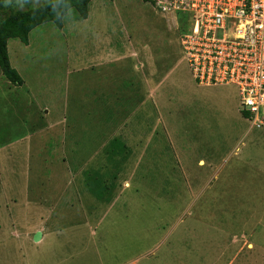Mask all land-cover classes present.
Wrapping results in <instances>:
<instances>
[{"label": "rangeland", "instance_id": "obj_1", "mask_svg": "<svg viewBox=\"0 0 264 264\" xmlns=\"http://www.w3.org/2000/svg\"><path fill=\"white\" fill-rule=\"evenodd\" d=\"M186 17L90 0L8 40L23 83L0 71V264H264V221L241 235L264 128L247 132L235 86L194 80Z\"/></svg>", "mask_w": 264, "mask_h": 264}, {"label": "built area", "instance_id": "obj_2", "mask_svg": "<svg viewBox=\"0 0 264 264\" xmlns=\"http://www.w3.org/2000/svg\"><path fill=\"white\" fill-rule=\"evenodd\" d=\"M155 1L187 15L181 45L194 80L235 86L249 128H264V0Z\"/></svg>", "mask_w": 264, "mask_h": 264}, {"label": "trees", "instance_id": "obj_3", "mask_svg": "<svg viewBox=\"0 0 264 264\" xmlns=\"http://www.w3.org/2000/svg\"><path fill=\"white\" fill-rule=\"evenodd\" d=\"M89 1L90 0H43L38 5L10 10L6 9L0 2L1 74L15 85H21L23 83L21 76L10 62L7 48L9 39H18L23 44H28L29 34L36 26L49 21L60 27L63 17L69 9H74L78 18L85 19L88 15ZM242 114L246 116L243 111ZM112 147L114 149L119 147V145L117 142L113 141Z\"/></svg>", "mask_w": 264, "mask_h": 264}, {"label": "crops", "instance_id": "obj_4", "mask_svg": "<svg viewBox=\"0 0 264 264\" xmlns=\"http://www.w3.org/2000/svg\"><path fill=\"white\" fill-rule=\"evenodd\" d=\"M261 129H263V128H261ZM251 130H253V129L248 128L247 132H249ZM234 150L235 151H233V152L231 151V152L233 154H237L239 152V145ZM249 160H251V159H249ZM244 167L249 168L250 171L248 173H251V178H253L254 177V174H255V179H256L255 181L257 183H258V181L261 182V183H263V187H264V163L261 162V160H259V161L255 160L252 163H249V164H247ZM248 173H247V175H248ZM261 195H262V199H261V201H262V205H261L262 210H261V213L260 214H256L255 213V215H254V212H253V214H250L249 215V218H246L244 220V223L243 224L245 226V229L244 230H241L242 231L241 235H244V237H245V234H246L245 230H248L247 229V223H245V221H247V220H253L254 218H255V220L264 221V191H263V193H261ZM259 208L257 210H259ZM256 216H257V218H256ZM249 224H252L251 221L249 222ZM263 227H264V222H263ZM259 245H260V242L257 241V239H256V246H257V248H258ZM246 247H251V249H253L255 247V242L254 241L253 242L252 241H247L246 242Z\"/></svg>", "mask_w": 264, "mask_h": 264}, {"label": "water", "instance_id": "obj_5", "mask_svg": "<svg viewBox=\"0 0 264 264\" xmlns=\"http://www.w3.org/2000/svg\"><path fill=\"white\" fill-rule=\"evenodd\" d=\"M39 237H40V232L35 233V235H34V239H35V240H38Z\"/></svg>", "mask_w": 264, "mask_h": 264}, {"label": "bare ground", "instance_id": "obj_6", "mask_svg": "<svg viewBox=\"0 0 264 264\" xmlns=\"http://www.w3.org/2000/svg\"><path fill=\"white\" fill-rule=\"evenodd\" d=\"M41 236V235H40ZM40 238V237H39ZM37 241V240H36Z\"/></svg>", "mask_w": 264, "mask_h": 264}]
</instances>
